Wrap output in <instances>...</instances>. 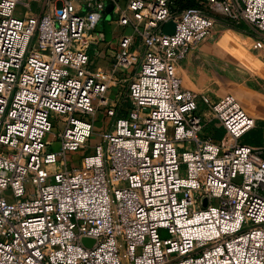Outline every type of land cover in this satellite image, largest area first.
I'll list each match as a JSON object with an SVG mask.
<instances>
[{
    "label": "built area",
    "instance_id": "built-area-1",
    "mask_svg": "<svg viewBox=\"0 0 264 264\" xmlns=\"http://www.w3.org/2000/svg\"><path fill=\"white\" fill-rule=\"evenodd\" d=\"M193 1L176 14L173 0H43L15 16L20 0H0V264H264V147L241 142L255 119L179 73L211 10L263 48L264 0ZM109 5L131 33L101 68L89 51ZM100 112V141L69 168Z\"/></svg>",
    "mask_w": 264,
    "mask_h": 264
},
{
    "label": "rangeland",
    "instance_id": "rangeland-1",
    "mask_svg": "<svg viewBox=\"0 0 264 264\" xmlns=\"http://www.w3.org/2000/svg\"><path fill=\"white\" fill-rule=\"evenodd\" d=\"M191 5L193 3L189 0L172 2L176 14L182 7ZM24 12L29 15H39L43 12V0H20L14 14L20 16ZM210 14L215 20L212 34L193 49L182 64V73L181 71L180 73L183 83L192 84L198 93L205 94L212 100L225 95L234 96L242 108L255 119V128L248 132L241 142L256 148L264 147V46L260 49L253 48L254 40L260 36L255 28L247 23H230L218 11L211 10ZM108 20H102L103 34L105 40L114 48L119 36L123 33L130 34L131 31L126 27L109 24ZM32 47H36L35 41ZM89 53L95 54L94 45L90 47ZM95 64L99 66L104 63H100L98 58ZM128 81L121 83L123 90L127 88ZM111 96H116L114 90L110 91ZM206 117L208 119V116ZM59 118L58 114L51 113L53 130L45 136V140L49 143L48 151L56 152L59 149L55 136L60 130L56 126V120ZM107 123L108 119L102 112L95 117L94 134L87 142V149L77 151L73 155L67 154L65 161L69 168L79 167L80 158L100 141L99 130ZM203 132L216 140L223 137V132L213 122L208 123ZM54 167L56 166L50 169Z\"/></svg>",
    "mask_w": 264,
    "mask_h": 264
},
{
    "label": "crops",
    "instance_id": "crops-1",
    "mask_svg": "<svg viewBox=\"0 0 264 264\" xmlns=\"http://www.w3.org/2000/svg\"><path fill=\"white\" fill-rule=\"evenodd\" d=\"M108 19H109V20H108ZM104 20H105V21L108 20L109 24H110V23L115 24L113 21L110 20V17H109V16H108V17L106 16V17L104 18ZM116 41H117V40H116ZM116 46H117V42H116V44L114 45V48H112V47H111V43H109V42H107V41L105 40V37H104V34H103V25H102V22H101L100 27L98 28V42H97V44L94 45V47H95V54H92V57H93V58L96 57V58L94 59V62L96 61V59L99 58L100 63L103 62L104 64H103V65H99V66H97V65L95 64L96 67L106 68V67L109 65L110 60H111V59H110V56H109V53H112V52L116 49ZM95 55H96V56H95ZM187 58H188V57H187ZM187 58H186V59H187ZM185 61H186V60H185ZM185 61H183L182 64H183ZM182 64H181V66H182ZM180 71H181V73H182V67H180V69H179V73H180ZM181 73H180V75H181ZM181 78H182V76H181ZM182 81H183V79H182ZM186 85H187V86H186ZM186 85L183 83V86H184L186 89H189V90H191L192 92H194V93H196V94H202V93H198V92L196 91L195 87L192 86V84L186 82ZM203 95H205V94H203ZM208 97H209V96H208ZM213 100H216V99H213Z\"/></svg>",
    "mask_w": 264,
    "mask_h": 264
},
{
    "label": "water",
    "instance_id": "water-1",
    "mask_svg": "<svg viewBox=\"0 0 264 264\" xmlns=\"http://www.w3.org/2000/svg\"><path fill=\"white\" fill-rule=\"evenodd\" d=\"M110 10H111L110 5L105 8L104 13L107 17L109 16ZM173 30H174V23L173 22L166 23L162 28V32L166 35H171L173 33Z\"/></svg>",
    "mask_w": 264,
    "mask_h": 264
},
{
    "label": "trees",
    "instance_id": "trees-1",
    "mask_svg": "<svg viewBox=\"0 0 264 264\" xmlns=\"http://www.w3.org/2000/svg\"><path fill=\"white\" fill-rule=\"evenodd\" d=\"M185 1V0H184ZM189 1H192V3H193V5H191V6H184V7H182L181 9H183V8H187V7H194V6H196V3L193 1V0H189ZM181 2V1H180Z\"/></svg>",
    "mask_w": 264,
    "mask_h": 264
},
{
    "label": "bare ground",
    "instance_id": "bare-ground-1",
    "mask_svg": "<svg viewBox=\"0 0 264 264\" xmlns=\"http://www.w3.org/2000/svg\"><path fill=\"white\" fill-rule=\"evenodd\" d=\"M235 49V51H236V48H234ZM254 119V118H253ZM54 166H56L57 167V165H54Z\"/></svg>",
    "mask_w": 264,
    "mask_h": 264
}]
</instances>
